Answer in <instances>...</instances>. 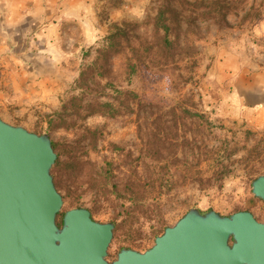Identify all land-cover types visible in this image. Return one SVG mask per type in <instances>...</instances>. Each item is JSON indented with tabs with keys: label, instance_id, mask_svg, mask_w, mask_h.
<instances>
[{
	"label": "trees",
	"instance_id": "obj_1",
	"mask_svg": "<svg viewBox=\"0 0 264 264\" xmlns=\"http://www.w3.org/2000/svg\"><path fill=\"white\" fill-rule=\"evenodd\" d=\"M247 2L150 0L149 11L142 20L110 22L94 50V58L78 69L69 97L61 102L58 110L46 116L45 128L34 131L37 134L57 129L74 132V139L70 142H52L57 158L50 173L57 169L61 181L63 176L70 181L84 176L88 188L117 211L111 217L113 233L121 229L129 232V227L142 218L150 224L154 238L161 235L166 227H163L160 199L169 194L174 178L180 183L201 185L223 181L232 172V163L228 160L240 151L247 154L244 159L251 158L257 147L254 145L248 149L246 146L252 132L238 130L234 132L233 142L225 134L221 144L225 149L222 159L217 153L219 150L207 148L204 154L194 152L198 142L202 147L207 146V138L215 129L224 133L229 131L223 125H213L190 108L174 106L166 110L142 102L134 91L117 87L112 76V58H120L127 80L134 77L140 67L166 69L178 61L191 59L194 48L186 44V39L198 22L232 28L228 22L232 15L238 20L236 27L241 28L264 18L261 5L252 0L247 6ZM142 29L144 32L140 33ZM88 55V50L82 52V58L86 59ZM192 64L197 65L196 62ZM125 115H135L138 150H125L109 143L111 153L118 156L119 162L105 160L98 168L89 159V153L96 151L103 132L101 128H90L84 122L95 116L117 119ZM260 154L256 153V157L249 161L251 166L246 175L251 180L264 174L253 165ZM260 164L264 166L262 158ZM57 182L54 181L56 187ZM66 189L67 193L71 192L70 186ZM89 212H94V208ZM60 216L61 213L57 216L58 226H61Z\"/></svg>",
	"mask_w": 264,
	"mask_h": 264
},
{
	"label": "water",
	"instance_id": "obj_2",
	"mask_svg": "<svg viewBox=\"0 0 264 264\" xmlns=\"http://www.w3.org/2000/svg\"><path fill=\"white\" fill-rule=\"evenodd\" d=\"M57 156L47 133L37 134L0 118V264H264V222L248 211L228 216L189 209L139 252L107 249L114 224L88 209L64 211L51 168ZM264 204V174L251 184Z\"/></svg>",
	"mask_w": 264,
	"mask_h": 264
},
{
	"label": "crops",
	"instance_id": "obj_3",
	"mask_svg": "<svg viewBox=\"0 0 264 264\" xmlns=\"http://www.w3.org/2000/svg\"><path fill=\"white\" fill-rule=\"evenodd\" d=\"M116 0H0V118L34 132L69 97ZM134 1V0H131ZM143 3L144 0H138ZM115 22V21H111ZM101 39V38H100ZM264 18L212 46L201 91L224 118L264 129ZM208 56V57H209Z\"/></svg>",
	"mask_w": 264,
	"mask_h": 264
},
{
	"label": "rangeland",
	"instance_id": "obj_4",
	"mask_svg": "<svg viewBox=\"0 0 264 264\" xmlns=\"http://www.w3.org/2000/svg\"><path fill=\"white\" fill-rule=\"evenodd\" d=\"M149 1L144 0L143 3H139L138 0H116L114 3L101 5L99 9L103 8L101 9V15L103 19L106 16V22L107 20L110 22L140 21L144 18L145 12L149 11ZM251 2L252 0H248L247 6ZM255 3L258 6L261 5V10L264 12V0H255ZM228 22L232 28L198 22L193 33L188 34L186 39V44L194 48L193 57L178 61V63L166 69L140 67L137 74L127 80L123 73L120 58L115 57L111 60L112 76L117 87L134 91L140 96L142 102L159 105L166 110L174 106L190 108L205 116L213 125H223L229 131L224 133L223 130L215 129L207 138V146L202 147V144L198 142L194 152H198V154L203 152L204 154L208 149L219 150L217 153L220 154L219 156L222 159L225 156V149L221 144L225 134L233 142L234 132L238 130H249L253 133L246 141V146L249 149L256 145L257 149L252 153L251 158L244 159L247 154L242 151L232 156L228 160L232 163V172L223 181H212V183L207 182L201 185L192 182L180 183L177 179H173L169 194L160 199L163 227L174 225L193 207H197L200 211L213 210L223 216L231 215L236 210L248 211L257 221L264 222V204L251 194L250 184L253 180L246 175L251 166L249 161L256 157V153L261 154L257 158L258 161L253 165L258 166L259 173L264 172V166L259 165L260 158H262L264 164V129L253 130L243 121H232L218 116L217 110L211 107L210 104L206 105V100L201 91L207 68L209 69L212 64V58L208 55L210 48L216 45L218 41L228 39L234 33V29L237 28L238 20L236 17L229 16ZM103 28L108 29L105 26ZM106 32L104 30L98 35L102 38ZM143 32L142 29L140 33ZM100 38L95 41L90 49H87L89 55L86 59L82 58V61L89 62L94 58V50L100 44ZM193 62H196L197 65L192 64ZM187 77L190 79L186 80ZM84 124L90 128H101L103 132V139L98 143L96 151L89 153V159L98 168L103 165L105 160H112L114 163L119 162L118 156L111 153L109 143L124 147L125 150L135 151L139 148L135 115H125L117 119H105L95 116L88 118ZM33 131H37V128H33ZM47 134L51 141L55 143L70 142L74 139V132L65 131L64 129L49 131ZM204 165L202 164V166ZM51 175L53 182H59L55 187L63 199L60 219L64 211L79 207L88 210L94 208V212L90 213L91 217L100 223L111 222V217L117 214V211H113L109 203L95 191L88 188L84 176L72 181L63 176L61 181L57 169ZM67 186L71 188L70 193H67ZM149 225L148 222L140 218L129 227V232H126V229L114 232L107 249V260H114L122 248H130L139 252L149 249L154 243Z\"/></svg>",
	"mask_w": 264,
	"mask_h": 264
}]
</instances>
